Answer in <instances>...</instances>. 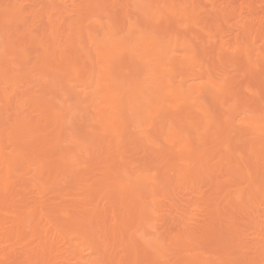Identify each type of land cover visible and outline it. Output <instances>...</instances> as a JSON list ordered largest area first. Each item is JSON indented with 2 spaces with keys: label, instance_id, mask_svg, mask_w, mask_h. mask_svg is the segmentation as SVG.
<instances>
[{
  "label": "bare ground",
  "instance_id": "obj_1",
  "mask_svg": "<svg viewBox=\"0 0 264 264\" xmlns=\"http://www.w3.org/2000/svg\"><path fill=\"white\" fill-rule=\"evenodd\" d=\"M262 248L264 0H0V264Z\"/></svg>",
  "mask_w": 264,
  "mask_h": 264
},
{
  "label": "snow or ice",
  "instance_id": "obj_2",
  "mask_svg": "<svg viewBox=\"0 0 264 264\" xmlns=\"http://www.w3.org/2000/svg\"><path fill=\"white\" fill-rule=\"evenodd\" d=\"M262 259L261 261L259 262V264H264V248H262ZM245 264H256L255 261H248V262H245Z\"/></svg>",
  "mask_w": 264,
  "mask_h": 264
}]
</instances>
